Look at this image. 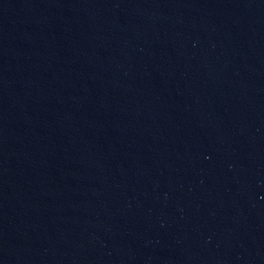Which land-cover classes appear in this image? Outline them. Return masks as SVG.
<instances>
[{"label": "water", "instance_id": "obj_1", "mask_svg": "<svg viewBox=\"0 0 264 264\" xmlns=\"http://www.w3.org/2000/svg\"><path fill=\"white\" fill-rule=\"evenodd\" d=\"M0 264H264V0H0Z\"/></svg>", "mask_w": 264, "mask_h": 264}]
</instances>
